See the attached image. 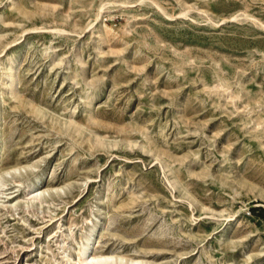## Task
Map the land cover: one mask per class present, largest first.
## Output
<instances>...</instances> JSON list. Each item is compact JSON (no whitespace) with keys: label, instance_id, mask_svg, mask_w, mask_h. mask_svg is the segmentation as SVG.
<instances>
[{"label":"rangeland","instance_id":"rangeland-1","mask_svg":"<svg viewBox=\"0 0 264 264\" xmlns=\"http://www.w3.org/2000/svg\"><path fill=\"white\" fill-rule=\"evenodd\" d=\"M12 168L0 264H264V0H0Z\"/></svg>","mask_w":264,"mask_h":264},{"label":"bare ground","instance_id":"bare-ground-1","mask_svg":"<svg viewBox=\"0 0 264 264\" xmlns=\"http://www.w3.org/2000/svg\"><path fill=\"white\" fill-rule=\"evenodd\" d=\"M25 170V168H12L9 170H6L4 172L0 171V194L4 195L5 192L1 191L2 188H4L5 186H7V183L4 181L5 177H9L12 174H16V173H20L21 171ZM26 171V170H25ZM40 178L38 177L37 180L31 184H29L27 186V190H28V199L31 202H40L43 203V199L45 198L46 195H50L49 190H44L41 191L39 189L35 190V191H31L32 187L35 188L39 183H40ZM52 192H64V188H60V189H56V190H52ZM98 226V222H95L94 224H92V227L87 231L84 240L82 242L81 248H80V258H79V264H103V263H109L110 261H116L117 259H119V261L121 263H125L127 262V260H125V258L123 257H115V256H108V255H103V254H96L94 253V250L91 249L92 248V244L94 241V236H95V232ZM128 262L130 264H144L143 261L141 260H128Z\"/></svg>","mask_w":264,"mask_h":264}]
</instances>
